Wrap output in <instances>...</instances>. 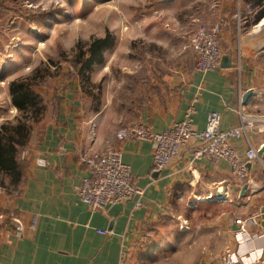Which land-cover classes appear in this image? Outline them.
<instances>
[{
	"label": "crops",
	"instance_id": "crops-1",
	"mask_svg": "<svg viewBox=\"0 0 264 264\" xmlns=\"http://www.w3.org/2000/svg\"><path fill=\"white\" fill-rule=\"evenodd\" d=\"M172 1L177 8L193 7L186 17L194 26L191 31L200 22L220 24L219 65L204 73L195 71L192 51L194 61L171 74H142L135 88L145 98L136 101L135 114L124 121V128L140 123L162 132L182 120L190 105L195 107L193 126L197 131L204 129L211 112L220 114L222 130L238 124L239 109L264 114V0H207L202 7L195 3L204 0ZM247 3L254 9L253 16L246 13ZM78 88L72 82L54 95L59 97L49 105L42 128L32 131L19 154L20 186L12 194L0 195L1 212L13 214L22 224L18 231L10 219L2 223L0 264H214L226 248L257 250L264 257V154L261 161L246 163L249 176L243 185L225 161L193 160L190 146L172 164L156 171L151 143L124 140L115 132L88 133L89 121L83 119ZM249 90L252 94L243 101ZM250 142L260 150L264 137L252 133ZM233 144L245 159V142L238 138ZM109 148L120 151L135 186L143 191L137 208L135 196L93 212L78 196L83 179L89 177L82 153ZM37 159H44V165H38ZM171 203L226 209L208 217L206 222H210L205 223L209 225L203 224V230L167 231L146 246L152 231L167 218ZM251 217H257L259 225L252 224L247 231L258 237L240 246L235 220Z\"/></svg>",
	"mask_w": 264,
	"mask_h": 264
},
{
	"label": "rangeland",
	"instance_id": "rangeland-1",
	"mask_svg": "<svg viewBox=\"0 0 264 264\" xmlns=\"http://www.w3.org/2000/svg\"><path fill=\"white\" fill-rule=\"evenodd\" d=\"M173 2L0 0V123L18 115L10 102L8 83L40 67L44 79L38 92L47 112L59 97L54 95L75 82L82 93V116L89 121L88 133H119L124 121L134 116L136 101L145 98L135 88L142 74H171L194 59L189 45L194 26L186 18L193 7L177 8L171 5ZM195 4L202 7L207 0ZM106 33L114 40L111 48L104 51L103 61L80 74L76 54L85 50L92 39ZM45 115L33 130L42 128ZM1 194L10 193L0 189ZM225 209L171 203L167 218L158 223L145 244L159 240L167 231H197L199 227L203 230V224L209 225L208 217ZM1 214L4 213L0 210Z\"/></svg>",
	"mask_w": 264,
	"mask_h": 264
},
{
	"label": "built area",
	"instance_id": "built-area-1",
	"mask_svg": "<svg viewBox=\"0 0 264 264\" xmlns=\"http://www.w3.org/2000/svg\"><path fill=\"white\" fill-rule=\"evenodd\" d=\"M246 13L253 16L252 5H245ZM239 18V14L235 15ZM220 34L221 26L215 23L211 26L197 24L190 36V47L196 55L195 71L207 72L215 69L220 62ZM195 115L194 105H190L184 118L174 122L168 129L162 132H153L146 125L140 123L131 124L123 128L118 136L121 139L134 141L141 140L152 144V162L156 171H162L176 161L187 147L192 148V159H206L217 163L225 161L232 176L240 185L247 182L249 176L247 162L261 161L262 154L250 142L252 133H261L264 137V114H247L243 109L238 111V124L228 130L220 129V114L211 112L208 114L203 130L197 131L193 126ZM242 139L247 150L245 159H242L233 144L234 139ZM264 146V143H263ZM264 154V153H263ZM81 160L85 163L89 177L83 179L78 188V196L93 212L104 211L109 205L123 203L137 196L134 207L140 205L139 198L143 191L138 189L133 181L130 166L121 159L120 151L109 148L102 152H84ZM44 159H37L38 165H44ZM5 219H10L18 231L22 230V224L13 214H1V224ZM257 217L248 220L237 218V239L240 246L245 240L258 237L256 233L249 234L247 227L258 224ZM107 234V231H98ZM257 250L236 252L226 248L217 258L214 264H264V257Z\"/></svg>",
	"mask_w": 264,
	"mask_h": 264
},
{
	"label": "trees",
	"instance_id": "trees-1",
	"mask_svg": "<svg viewBox=\"0 0 264 264\" xmlns=\"http://www.w3.org/2000/svg\"><path fill=\"white\" fill-rule=\"evenodd\" d=\"M113 40L112 35L106 33L102 38L92 39L85 45V50H79L75 56L77 71L82 74L100 64L104 51L111 48ZM40 72V67H36L8 83L10 102L18 115L0 123V189L7 193L15 192L21 184L19 154L28 144L33 126L46 112V103L38 92L44 79Z\"/></svg>",
	"mask_w": 264,
	"mask_h": 264
},
{
	"label": "water",
	"instance_id": "water-1",
	"mask_svg": "<svg viewBox=\"0 0 264 264\" xmlns=\"http://www.w3.org/2000/svg\"><path fill=\"white\" fill-rule=\"evenodd\" d=\"M222 61V60H221ZM252 94V91H247L246 93H245V95L243 96V101H245V100H247V98L248 97H250V95ZM259 153L260 154H263L264 153V149H263V147L259 150ZM242 191H244V189L242 190ZM262 226H264V221L262 222V224H261Z\"/></svg>",
	"mask_w": 264,
	"mask_h": 264
},
{
	"label": "bare ground",
	"instance_id": "bare-ground-1",
	"mask_svg": "<svg viewBox=\"0 0 264 264\" xmlns=\"http://www.w3.org/2000/svg\"><path fill=\"white\" fill-rule=\"evenodd\" d=\"M263 149H264V146H263Z\"/></svg>",
	"mask_w": 264,
	"mask_h": 264
}]
</instances>
